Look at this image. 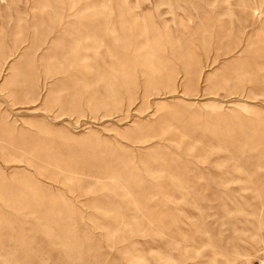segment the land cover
Instances as JSON below:
<instances>
[{
	"label": "rangeland",
	"instance_id": "374dc122",
	"mask_svg": "<svg viewBox=\"0 0 264 264\" xmlns=\"http://www.w3.org/2000/svg\"><path fill=\"white\" fill-rule=\"evenodd\" d=\"M0 264H264V0H0Z\"/></svg>",
	"mask_w": 264,
	"mask_h": 264
}]
</instances>
